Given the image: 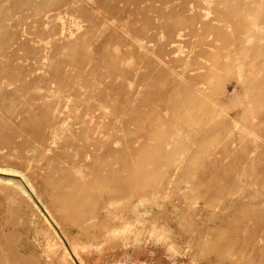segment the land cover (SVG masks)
Segmentation results:
<instances>
[{"label":"rangeland","instance_id":"374dc122","mask_svg":"<svg viewBox=\"0 0 264 264\" xmlns=\"http://www.w3.org/2000/svg\"><path fill=\"white\" fill-rule=\"evenodd\" d=\"M227 23L264 57V0H0V264H241L247 236L264 264V69L247 100L221 70ZM200 67L225 113L259 127L237 164L219 155L225 131L196 133L210 108L188 100L194 84L177 98L175 77ZM111 170L126 186L111 190Z\"/></svg>","mask_w":264,"mask_h":264},{"label":"bare ground","instance_id":"6f19581e","mask_svg":"<svg viewBox=\"0 0 264 264\" xmlns=\"http://www.w3.org/2000/svg\"><path fill=\"white\" fill-rule=\"evenodd\" d=\"M227 29L229 30L230 35H232V38H231V40H229V39L224 40L225 43L223 44L222 49L225 52V56L221 57L223 60L221 70H223L224 75L225 74L230 75L233 78V80L235 81L237 86L243 90V94L246 96V98L248 100L249 99L248 95L252 91V85L254 83H256L255 81H257L258 67L260 66L262 69H264V57H262L261 59L259 56L252 57L250 54L254 53L255 51H252L251 49L247 48L246 46L242 47V45H241L244 42L247 43L248 41L246 39L245 40L244 39L239 40V39L235 38L234 35L236 33V30H238V29L237 28L233 29L231 23H227ZM212 49H214V48H212ZM176 51L178 52V51H180V49L179 50L176 49L175 52ZM183 54H184L183 55V57H184L183 61L185 64H187L186 62L193 59V56L191 55L189 50H188V52L186 51ZM228 54H232V55L229 56ZM197 70H200V71L198 73L196 72L195 75L189 76V78H186L185 74H187L186 72L193 71L191 69L186 71V72H181L179 75H177L175 77V80H174L175 83L174 84H175L176 90L178 92L177 98H178V100L181 99L180 95L185 94L184 92L189 87V83L194 84V87L190 88L191 90H193V92L190 93L191 96L188 95V98H189L188 100L190 102L196 101L198 103L199 108L202 107L203 105L210 108V118L203 125V127H202L203 129H199V128L196 129V133L197 134H203V135L205 133H216L218 135V134L222 133V131H225L223 133V134H225V136L223 137V135H221L222 140H220V141H221L222 145L220 147L219 155H222V156L231 155L230 156L231 157L230 165L237 164L236 161H238V158L241 155L243 157L245 156L247 158V156H250V154L252 153V152H248L247 149L244 148V143L247 142L248 144L256 145L260 141L259 127L257 126L255 128H253L249 125L248 126L244 125L238 118H233V117L228 116L225 113V111L228 107L226 106L227 104L225 101L227 100V97L223 93V88L220 92H216V91L205 92L204 89L202 88L205 85V81L209 80L211 77H214V76H212L211 71L209 69L200 67V68H197ZM247 104H252V102L248 101ZM238 105L243 106L242 107V113L245 114L246 111L248 110V107L246 108V106L244 107V105L240 104V103H238ZM99 109L101 111V114L108 111L107 107H100ZM255 109H257V108H255ZM163 110H165V108ZM52 111L54 112L55 110H52ZM177 112H180V111H177ZM178 114H181V112ZM260 122H261V120H259L257 122V124L259 125ZM220 123H221V125L219 126L218 124H220ZM53 133H50V138H52L50 143H52V144L57 139L56 137L58 136L56 133H54V134ZM97 133H98L97 131H94L93 135H97ZM104 144H105V147L108 148V150L110 147L113 146V142H112L111 146H109L108 142H105V141H104ZM116 145L117 144H114V147H117V148L118 147H120V148L124 147V146H122V144H121V146L120 145L116 146ZM137 145H139V144H137ZM137 145H134L133 148L134 149L139 148V146H137ZM167 147H169V146H167ZM122 151H124V149H122ZM118 158L121 159V157H118ZM213 161H214V163H220L219 158L218 159L215 158ZM227 162L229 163V161H227ZM91 164H92L91 156L85 155L84 156V165H82L81 167H78L77 169H74L75 173L78 176L77 178H79L82 181H85V179H86L85 172L87 170L91 169ZM92 167H93V165H92ZM124 167H125V170L129 168L128 166H124ZM95 169L99 170V168L98 169L95 168ZM129 169L132 170L131 168H129ZM102 170L107 171L108 168L105 169L103 167ZM131 173H132V171H131ZM109 174H110V176H115L117 179H119L111 187V190L117 191V189H120L123 186H126L124 181L126 180V177L128 175L127 171L124 174H121V173L118 174L117 173V175H116V171L111 170V171H109ZM124 176H125V178H124ZM22 177L24 178L25 182L29 186L31 193H35L36 190H35V187L33 186V184L25 177V175H22ZM187 186L188 185H186V187ZM91 188H92L91 185H87V187L86 186H77V187L75 186L74 188L70 187V188L66 189V195L69 197V199L71 201L78 199L77 201L79 202V201H82L85 197H87L89 195V191L91 190ZM20 192L24 195L25 194L28 195V197L30 198V196L26 192V190H23L20 188ZM140 194H142V192ZM115 201H117V200L110 201L108 203V206L109 205L111 206ZM137 202H138V204H142V203H144V199H138ZM50 205H52V204L50 203ZM81 207L84 210V212L92 213L93 202L82 203ZM54 208L56 209V211H58V210L61 211V208H59L58 206H57V208L56 207H54ZM64 208H69V207L66 206ZM44 209L46 210L47 215L52 219V221L59 226L60 230H62L60 224L57 223L58 221H56L55 217L53 216V212L51 211V209H49L47 207V205H44ZM65 220L67 222L71 221L70 216H67L65 218ZM91 220H92V218L90 217L81 223L79 222V226L81 225L82 227H85L86 226L85 223L88 221L91 222ZM44 222L49 223V221L47 220V218L45 216H44ZM91 226H92V223H91ZM241 229H242V227H241ZM251 233L254 236L255 233L252 231V229H251ZM245 235H250V233L247 231L245 233ZM254 241H255V239L253 237L247 236L245 239L243 247H241L239 249L240 250L239 255L233 254L231 256V257H233L231 263H236L242 258L241 264H260V263H257V260L260 261L261 255L258 252H256V249L254 247H252V248L250 247V243L252 244ZM76 256L78 257L79 261L82 264H101L100 262L93 263V262H91V260L89 258H87L86 260H82L78 254H76ZM62 257L63 258H61V263L64 262L63 259L66 258V255L65 254L62 255Z\"/></svg>","mask_w":264,"mask_h":264}]
</instances>
